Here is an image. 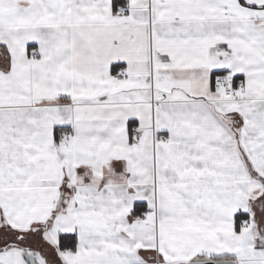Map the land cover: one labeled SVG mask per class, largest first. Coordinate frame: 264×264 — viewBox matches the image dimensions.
Segmentation results:
<instances>
[{"label":"snow or ice","instance_id":"6c2138e0","mask_svg":"<svg viewBox=\"0 0 264 264\" xmlns=\"http://www.w3.org/2000/svg\"><path fill=\"white\" fill-rule=\"evenodd\" d=\"M0 264H264V0H0Z\"/></svg>","mask_w":264,"mask_h":264}]
</instances>
